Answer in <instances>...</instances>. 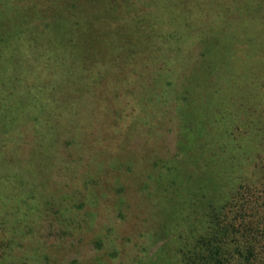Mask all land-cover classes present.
<instances>
[{"label": "rangeland", "instance_id": "obj_1", "mask_svg": "<svg viewBox=\"0 0 264 264\" xmlns=\"http://www.w3.org/2000/svg\"><path fill=\"white\" fill-rule=\"evenodd\" d=\"M26 1L16 0L35 11L19 20L25 36L34 26L82 15L92 21L98 13L93 6L77 13L64 8L75 0ZM97 2L102 9L110 0ZM114 5L116 13L125 14L120 21L146 11H154L148 20L157 25L178 18L175 34L182 32L189 42L173 68L186 74L167 72L162 53L170 43L164 38L157 43L166 34L159 31L140 46L128 43L109 65L86 66L79 81L65 78L64 70L55 83L21 98H42L47 107L50 94L54 113L43 107L44 122L15 138L10 124L0 121L6 142L0 145V264H26L38 252L51 256L48 264H180V250L189 248L195 196L213 194L219 208L230 201L237 209L249 201L247 218L255 224L264 220V181L255 183L261 177L256 165L264 158V0H117ZM143 27L133 28L134 34L154 26ZM66 30L77 34L75 28ZM34 134L41 139L42 158L10 163L14 155L30 153ZM106 166L109 180L97 188L101 176L89 175V167L96 172ZM27 182L37 198L26 200L22 217L11 211L23 199L12 192ZM120 186L126 187L123 202L116 194ZM169 199L175 204L164 215ZM259 227L256 235L264 237V224ZM262 239L256 254L264 261Z\"/></svg>", "mask_w": 264, "mask_h": 264}, {"label": "trees", "instance_id": "obj_2", "mask_svg": "<svg viewBox=\"0 0 264 264\" xmlns=\"http://www.w3.org/2000/svg\"><path fill=\"white\" fill-rule=\"evenodd\" d=\"M29 1L35 3V0H28L26 2ZM97 1L75 0L72 4L64 6L66 10L75 8V12L81 11L84 7L92 8L93 6L98 13H95L96 17H94L92 21H90V19H85L87 15H85L84 18V15L78 14L77 16L82 15L81 19H73V21H69L68 23H56L43 26L42 28L40 26H34L32 33L29 34L30 36H25L24 34L26 31L24 29L22 30L18 23H20L19 20L24 22V17H31L35 14V11L30 8L32 5H29V3H27L28 5L17 4L16 0H0V121H5V123L10 124L9 127L12 129L14 138L18 136L19 133H23V129L33 132L37 126L44 122V115H47L45 111L48 114L54 113V111L51 110L53 109L51 108L53 96H50V94L47 100V103L49 102L47 107L42 98L39 99L33 96L32 100L30 99L28 101L31 103L24 102L21 98L41 92V88L47 82L55 83V81L63 75L61 73H63L64 70H68V72L70 70L69 73L67 72L65 74V78L68 76L69 79L70 76H73L77 79L76 81H79L78 77L81 76L80 72L87 70L86 66H92V64H95V61H102L103 63L101 64L109 65L118 59L121 53L127 50L124 46L128 43L140 46L141 42L152 41L153 37H155L159 31H166V34L164 33L163 35L165 36L162 35L160 39L157 40V43L163 38L165 43H170L167 44L166 50H164L165 46L163 47L165 52L162 53V56L166 54L165 61H167L166 65L169 66L167 72L169 74L173 73L172 75L179 74V78L185 76L186 70L182 72L183 70L178 71L173 68L175 61L183 54L188 41L186 36L181 34L182 32L175 34L178 18L176 21H171L167 24L163 22L157 25L155 21L152 23L153 19L150 20L151 22L148 20V18L151 19L154 17V11H146L136 15L133 19H123L120 21L119 15L125 14L124 12H115L116 10L114 9L116 5H114V2L117 0H110L107 7H103L102 9H99V2ZM120 5L122 6V4ZM162 7L163 9L166 8V6H160V8ZM44 9L41 8L43 14L46 13V9ZM117 11H119L118 8ZM98 17L100 18L99 20H97ZM95 24H100V26H95ZM150 24L154 26L153 29H147L139 36L138 34H134L136 31L133 28L145 29L143 25L146 26ZM70 27L75 28L77 32L75 36L71 35L69 30H66V32L64 31L65 28ZM61 28H64L62 29V34L60 33ZM189 28L192 29L194 27L189 26ZM142 31L143 30H141V32ZM62 49L64 52L60 53ZM47 50L48 54L47 58H45ZM52 50L58 51V54L53 53ZM181 62H183L182 67L186 66V63L182 59ZM123 63L124 62H121L120 64L124 65ZM96 73L99 74V72ZM84 80L86 86V83H88L90 79L86 77ZM53 89L54 86L50 88L52 91ZM186 93L189 95L190 91ZM43 107H46L45 111H43ZM19 141L20 140H18V143ZM40 143L41 139L39 137L36 138V134H34L30 153H28L25 158H20L13 154L14 157L11 158V160L9 158L8 161L18 166L22 162L28 164L32 163V161L34 162L38 158L41 159L42 150L39 148ZM5 144L6 142H3V136H0V145L5 146ZM41 162L42 167H45L44 161ZM181 162L184 161L181 160ZM8 170L12 171L11 169ZM107 170L109 171L107 166L104 167L103 171L96 172L89 167V175L94 173L93 176H101V178L97 176V179L95 178L97 180V188L98 186H103L104 188V183L109 180ZM255 171H258L261 176L257 178L255 183H263L264 158L257 163ZM21 181L25 182L26 180L23 178ZM31 182L34 181L31 180ZM31 184L32 183L27 182L26 187H18L16 191L12 192L21 196L24 200H19L17 206L11 211L15 210V212L22 214L26 207V200L34 201L37 198L36 195H32V193L37 191L35 190V186ZM118 189H120L118 193L115 192L119 196L117 199L123 202L122 200L125 198L126 187L120 186ZM104 190L110 192V188ZM214 198L213 194H210L209 197L205 195H201L200 198L194 197V211L201 215L197 217L195 215L196 213H194V216L192 215L190 218V225L187 227L186 232V238L189 240V248L180 250V264H264V261L260 260L256 254L257 246L259 242L261 243L263 241L262 238L264 237L256 235L255 231L258 226L261 227V225L264 224L263 217L259 221L260 225L258 220H256V225L254 220H249L245 213L246 204L248 205L249 201L241 203L237 209L235 208L236 205H232L233 203L230 201L219 208V206L216 205L220 202H218V200L215 201ZM168 201L166 204L167 207L162 208L165 210L163 213L164 215L169 207L175 204V201H171V199ZM81 207H83V205ZM81 207L79 209H83ZM122 212H120V214ZM9 213L10 210L8 211V214ZM23 215L24 213L21 216L23 217ZM27 221L28 218L21 222V224L27 223ZM6 223L8 224L9 220H7ZM29 233L30 231L27 232V235H30ZM11 241L14 242V239L11 238ZM13 242L9 244L11 245ZM41 254L42 252L31 254L28 261L25 263L35 264L37 262L41 263L42 261V264H48L51 262V256L43 255L41 257Z\"/></svg>", "mask_w": 264, "mask_h": 264}]
</instances>
